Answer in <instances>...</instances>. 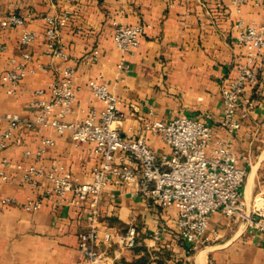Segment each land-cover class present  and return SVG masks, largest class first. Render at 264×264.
I'll use <instances>...</instances> for the list:
<instances>
[{
  "label": "crops",
  "instance_id": "0c3cea01",
  "mask_svg": "<svg viewBox=\"0 0 264 264\" xmlns=\"http://www.w3.org/2000/svg\"><path fill=\"white\" fill-rule=\"evenodd\" d=\"M64 10L70 17L59 31L67 55L61 58L47 49L43 16ZM11 11L30 13L24 26L41 36L21 45L20 26L1 24ZM263 14L264 6L250 1L237 12L231 0H0V73L12 66L11 57L20 58L22 51L31 55L25 76L11 93L0 84V113L32 117L35 91L46 88L62 68L72 67L75 100L66 120L83 117L89 107H102L87 85L89 78L106 83L116 95L117 129L133 137L142 135L157 155H170L172 148L158 134L143 130L146 120L174 115L202 118L212 124L210 141L230 143L236 164L245 169L243 211L257 206L264 212V47L255 63L259 82L246 89L253 107L240 118L237 129L229 131L219 124L221 85L245 60L233 21L239 15L258 20ZM120 23L144 27L133 53L114 46L113 29ZM94 47L101 52L97 60L88 58ZM120 61L128 67H119ZM5 127L6 122H0V132ZM43 137L53 143L35 155ZM29 164L56 168L74 183H82L90 179L99 156L92 142H75L68 131L60 133L49 126L35 130L24 124L14 129L0 149V168L8 174L0 182V264H93L78 245L91 202L75 203L73 192L58 202L54 193H44L49 185L45 176L35 183L23 182ZM27 198H40V207L31 208ZM97 208L96 249L102 259L95 264H264V235L243 218L212 212L207 239L184 242L177 235V209L144 196L136 180L112 177ZM129 225L137 230L133 247L122 244ZM155 227L162 228L159 240L150 237Z\"/></svg>",
  "mask_w": 264,
  "mask_h": 264
},
{
  "label": "built area",
  "instance_id": "2783aa9c",
  "mask_svg": "<svg viewBox=\"0 0 264 264\" xmlns=\"http://www.w3.org/2000/svg\"><path fill=\"white\" fill-rule=\"evenodd\" d=\"M249 1L253 5L264 6V0H231V3L240 12L242 5ZM29 16L30 13L11 11L1 21L2 25L20 26L21 45H27L41 36L38 31L24 26ZM69 17L68 10L57 14L46 13L43 16L46 26L42 35L53 56L67 57L60 45L59 31ZM233 26L236 41L244 48L245 60L238 65L232 77L222 83L220 89L219 124L229 131L240 126V118L245 117L254 105L253 99L246 94V89L259 82L255 63L264 47V14L258 20L239 15L233 21ZM143 31L141 23L115 25L112 33L114 46L133 53ZM100 56L101 52L97 47L88 54L91 60H97ZM30 57L29 52L22 51L20 58H10L12 66L0 73V84L8 93L25 76ZM117 65L121 68L128 67L122 61ZM87 85L92 95L103 104L98 110L94 107L87 108L84 116L79 119H65L75 100L72 67L62 68L46 88L35 91L38 97L30 102L35 108L32 117L23 118L16 112L0 113V122H6V127L0 132V149L6 146L7 140L19 124L35 130L53 127L60 133L68 131L75 142L93 143V151L99 156V164L92 169L90 179L85 182L74 183L68 175L59 174L56 168L45 170L35 164H29L22 174V181L30 183L45 176L49 185L44 193H54L58 202L65 201L68 192L74 193L75 203L91 202L87 225L78 235V245L93 264L102 259L101 253L96 249L100 236L97 204L102 190L112 177L126 182L136 180L138 190L144 196L161 206L175 207L178 211L177 235L184 242L192 243L200 237L201 240L207 239L208 215L215 211L243 218L247 226L264 235V212L261 207L255 206L249 212L242 209L241 193L245 169L236 164V156L230 143L223 139L210 141L212 124L202 118L187 115L146 120L143 130L158 134L172 148L170 155H157L142 135L133 137L123 134L114 125L119 117L117 97L107 84L89 78ZM152 112L153 109H149V113ZM52 143L51 138L43 137L34 154L40 155L46 145ZM210 143L211 146L208 147ZM25 153L29 154L30 151L26 150ZM6 162L3 158L2 163ZM7 179L8 174L0 168V182ZM26 203L36 209L40 207L41 199L27 198ZM161 233L162 228L155 227L150 237L159 240ZM136 237V228L129 225L122 237L123 246L133 247Z\"/></svg>",
  "mask_w": 264,
  "mask_h": 264
},
{
  "label": "trees",
  "instance_id": "16d2710c",
  "mask_svg": "<svg viewBox=\"0 0 264 264\" xmlns=\"http://www.w3.org/2000/svg\"><path fill=\"white\" fill-rule=\"evenodd\" d=\"M159 264H164V263L160 262Z\"/></svg>",
  "mask_w": 264,
  "mask_h": 264
}]
</instances>
